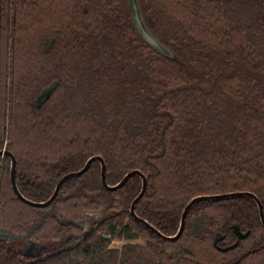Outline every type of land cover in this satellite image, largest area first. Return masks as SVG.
I'll use <instances>...</instances> for the list:
<instances>
[{"label":"trees","instance_id":"16d2710c","mask_svg":"<svg viewBox=\"0 0 264 264\" xmlns=\"http://www.w3.org/2000/svg\"><path fill=\"white\" fill-rule=\"evenodd\" d=\"M138 1L179 61L141 39L127 0H0V150L15 157L19 192L45 202L99 156L109 186L147 178L135 213L165 236L197 196L250 192L264 214V0ZM9 173L0 157V232L18 238L0 239V264H264L250 198L194 205L169 242L128 213L138 177L107 191L94 162L33 208ZM87 213L106 215L84 230Z\"/></svg>","mask_w":264,"mask_h":264},{"label":"water","instance_id":"95a60500","mask_svg":"<svg viewBox=\"0 0 264 264\" xmlns=\"http://www.w3.org/2000/svg\"><path fill=\"white\" fill-rule=\"evenodd\" d=\"M128 2V7L131 13V17H132V21H133V25L136 29V31L138 32L139 36L141 37V39L149 46L151 47L154 51H156L157 53H159L160 55L167 57L169 59L175 60V61H179L178 58L167 48L165 47L163 44H161V42H159L152 34L151 32L148 30V28L146 27L142 14H141V9H140V5H139V1L138 0H127ZM50 44V43H49ZM55 87V83H52L51 85L47 86L45 89H43L40 94L37 96L36 98V105L40 106L45 100H47L50 96V94L52 93L53 89ZM0 157H7L10 161V173H9V179H10V185H11V189L14 192V194L16 195V197L24 204L33 207V208H45L47 206H49L57 197V194L61 188V186L70 179L73 178H77L81 175H83L85 172L88 171V169L90 168L91 164L94 162L99 163L100 165V180H101V184L103 186V188L107 191L110 192H114L117 191L119 189H121L122 187L125 186V184L129 181V179L131 177H138L141 180V190L139 192V194L135 197V199L131 202L128 213L130 214V216L140 222L141 224H143L146 228L149 229V231H151L152 233H154L156 236H158L160 238V241H169V242H175L177 241L180 236L183 233L184 227H185V222H186V217L187 214L189 213L190 209L201 202H205V201H221V200H229V199H234V198H250L252 199L258 208V212H259V217H260V222L264 228V214H263V207L262 204L260 202V200L253 194L250 192H235V193H228V194H221V195H212V196H197L193 199H191L184 207V209L182 210L181 213V217H180V223H179V227L178 230L176 232L175 235L172 236H165L163 235L161 232H159L157 229H155L152 225H150L146 220L140 218L137 216V214L135 213V206L137 205V203L140 201V199L143 197L145 191H146V186H147V178L138 170H134L131 171L129 173H127L116 185L113 186H109L107 185L106 181H105V173H106V165L104 160L99 157V156H93L91 158H89L84 166L77 172H72L69 174L64 175L56 184L55 189L53 194L51 195V197L45 201V202H33L30 201L28 199H26L20 192L19 189L16 185V180H15V172H16V160L15 157L9 152L7 151L5 148L0 150ZM101 215L105 216L106 213H99L97 214V217H100ZM96 224L93 223L90 227L87 228V226L83 225V229L84 230H89L91 228L94 227V225ZM235 233L237 234V237L239 239H242L245 237V235H241L240 233H238L237 228H234ZM0 237L3 238H7V239H11L14 240L15 237H13L10 234L4 233V232H0ZM219 237H216L214 240V246H216L217 242L219 241ZM237 244V243H236ZM236 244H234L233 246L227 248V249H220L221 251H226L229 249H232L236 246ZM28 252L32 253V251H34V247L33 245H29L26 249ZM27 252V253H28ZM25 256V253L23 254Z\"/></svg>","mask_w":264,"mask_h":264},{"label":"rangeland","instance_id":"374dc122","mask_svg":"<svg viewBox=\"0 0 264 264\" xmlns=\"http://www.w3.org/2000/svg\"><path fill=\"white\" fill-rule=\"evenodd\" d=\"M97 214H99V213H87L85 215L84 224L83 225L87 226V228H88L93 223L99 222L103 218V215H101L100 217H97ZM125 244L126 243L123 242V241H114V242H112V247L120 249ZM136 244L144 245L142 242H137ZM16 246H17V249H18L19 253L22 251L23 254L25 253V255H27L28 251L27 250L23 251V249L25 248V244H23V242H21V243L17 242ZM34 253H35V251H32V254H34ZM35 254L37 255V253H35ZM36 255H34V256H36Z\"/></svg>","mask_w":264,"mask_h":264},{"label":"flooded vegetation","instance_id":"af4514ba","mask_svg":"<svg viewBox=\"0 0 264 264\" xmlns=\"http://www.w3.org/2000/svg\"><path fill=\"white\" fill-rule=\"evenodd\" d=\"M4 233H5V232H4ZM7 234H9V233H7ZM13 237H14V236H13ZM0 239H7V238L0 237ZM8 240H10V241H16V240H18V238H17V237H15V239H14V240H11V239H8ZM29 255H35V253H34V254H32V253L28 252V253H27V256H29Z\"/></svg>","mask_w":264,"mask_h":264}]
</instances>
